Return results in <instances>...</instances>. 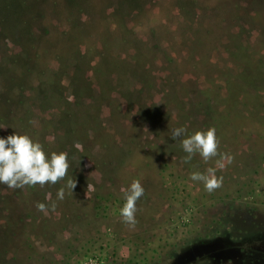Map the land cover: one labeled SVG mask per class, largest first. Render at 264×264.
Returning <instances> with one entry per match:
<instances>
[{
  "label": "rangeland",
  "instance_id": "obj_1",
  "mask_svg": "<svg viewBox=\"0 0 264 264\" xmlns=\"http://www.w3.org/2000/svg\"><path fill=\"white\" fill-rule=\"evenodd\" d=\"M3 124L70 167L55 185L0 184V264H184L195 242L264 264V0H0ZM182 126L216 129L232 158L219 189L191 180L219 157L185 163Z\"/></svg>",
  "mask_w": 264,
  "mask_h": 264
},
{
  "label": "clouds",
  "instance_id": "obj_2",
  "mask_svg": "<svg viewBox=\"0 0 264 264\" xmlns=\"http://www.w3.org/2000/svg\"><path fill=\"white\" fill-rule=\"evenodd\" d=\"M68 99L71 100L72 97ZM4 127L7 125H0V128ZM145 131H148L147 128ZM171 138L180 140V145L187 154L184 157L185 163L191 161L196 154H199L204 162L219 157L215 167H208L204 172L194 171L190 178L192 181L202 183L209 193L222 187L223 177L218 176L217 171L225 168V160L231 163L232 158L219 152V141L214 127L196 130L191 134H188L186 126L177 127L171 130ZM75 146L77 149L81 147L78 143ZM69 167L67 152L52 151L49 154L44 150L42 143L34 141L27 134L15 132L7 138L0 137V184L10 189L37 184L41 187L47 184L55 185L65 180ZM76 183L75 179H67L66 185L58 190V198L61 200L64 198L65 188L73 192ZM93 190V185L88 183L87 198ZM122 192L125 203L120 209V216L125 224L134 227L137 223V202L144 195L145 189L139 180H133L129 187L122 189ZM37 208L47 215V206L44 203H38Z\"/></svg>",
  "mask_w": 264,
  "mask_h": 264
},
{
  "label": "flooded vegetation",
  "instance_id": "obj_3",
  "mask_svg": "<svg viewBox=\"0 0 264 264\" xmlns=\"http://www.w3.org/2000/svg\"><path fill=\"white\" fill-rule=\"evenodd\" d=\"M262 233L264 234V231ZM200 245L201 243L195 242L192 245L187 246L184 249H181L185 255H188L190 252H192V255H193V256H189L188 259L185 258L184 264H207L205 263L204 260L208 258L214 261H217V263L220 264L221 261L232 260V259L238 258V256L245 257L247 255L242 251V249L244 248L246 249L247 246L239 248L240 252L236 251L234 254L231 255V253L228 250L217 249V248L213 249L210 247H203L202 249ZM179 253H173L172 254L173 258L172 257L171 258L174 259V257Z\"/></svg>",
  "mask_w": 264,
  "mask_h": 264
}]
</instances>
